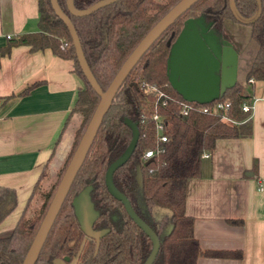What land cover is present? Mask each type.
Masks as SVG:
<instances>
[{
  "label": "trees",
  "instance_id": "obj_1",
  "mask_svg": "<svg viewBox=\"0 0 264 264\" xmlns=\"http://www.w3.org/2000/svg\"><path fill=\"white\" fill-rule=\"evenodd\" d=\"M94 1L72 0V4L81 9ZM176 1L115 0L86 15L73 16L66 10L64 0H56L68 16L86 65L101 90L138 40ZM37 12V30L10 38L0 48V54L6 53L11 45L24 44L30 50L48 48L52 54L72 61V70L82 80V86L77 88L69 112V115L72 111L78 113L79 123L73 132L65 165L98 95L82 75L67 29L52 11L49 0H37ZM197 16L209 23V29L220 42H228L223 30V20L228 18L247 25L249 37L256 44L243 79L235 81L215 98L228 102V119L195 110L178 114V101L182 98L166 79L168 48L183 20ZM255 80H264V0H195L151 42L116 89L33 264H54L53 259L64 257L66 264H142L150 250V240L104 185L106 166L131 138L126 119L135 124L137 138L127 159L113 170L111 181L158 237V249L151 264H194L200 254H231L199 248L192 235V217L183 212L184 183L197 174L199 154L209 151L216 138L250 135V111H243L240 105L251 101L250 88ZM150 84L167 95L165 105L160 106L154 91L147 90ZM154 105L166 116L167 122V139L157 144L150 120ZM149 148L153 154L144 159L143 152ZM136 166L140 183L135 179ZM40 174L13 227L0 235V264H20L49 202L56 184L39 192L38 208L30 216L24 215ZM84 186H89V199L96 211L92 229H107L98 238L96 248L94 239L79 228L70 203ZM14 206L13 188L0 186V221ZM153 206L165 207L170 213L157 218ZM168 225L171 228L166 232Z\"/></svg>",
  "mask_w": 264,
  "mask_h": 264
},
{
  "label": "crops",
  "instance_id": "obj_2",
  "mask_svg": "<svg viewBox=\"0 0 264 264\" xmlns=\"http://www.w3.org/2000/svg\"><path fill=\"white\" fill-rule=\"evenodd\" d=\"M37 15V0H0V48L36 31ZM223 30L241 81L256 44L245 24L225 18ZM81 86L72 61L48 48L16 44L0 54V186L15 192L0 232L13 227L43 167L51 173L63 164L76 127L68 115ZM250 94V135L216 138L184 183L183 212L192 217L199 248L231 253L200 254L194 264H264V80L253 81Z\"/></svg>",
  "mask_w": 264,
  "mask_h": 264
},
{
  "label": "water",
  "instance_id": "obj_3",
  "mask_svg": "<svg viewBox=\"0 0 264 264\" xmlns=\"http://www.w3.org/2000/svg\"><path fill=\"white\" fill-rule=\"evenodd\" d=\"M113 1L115 0H96L81 9L75 8L72 0H64V5L71 15L83 16ZM194 1H176L138 40L136 45L124 58L105 89L101 90L86 65L77 36L68 16L61 10L56 0H49L52 11L64 23L67 29L78 67L86 81L98 95V100L63 168L20 264L34 263L43 240L116 89L151 42ZM208 26L209 23L204 24L201 16L185 18L181 28L168 48L165 61L167 82L182 99L187 101H195L198 103L209 102L221 95L226 88L232 86L235 82L236 53L228 42H220L213 32L208 30ZM126 123L131 129V138L123 151L106 166L104 171V185L108 193L120 201L129 218L149 238L151 243L150 250L142 264H151L158 249V237L135 214L126 197L113 186L111 181L113 170L127 159L137 138L135 124L128 119H126ZM135 179L140 183L138 166L135 167ZM88 191L89 186H84L71 198L70 203L79 228L85 235L94 239L96 248L98 238L107 229H92L91 225L96 216V211L93 209ZM152 211L157 218L161 215H169L170 213L167 208L160 206H153ZM170 228L171 225H168L166 232ZM65 260L66 257L55 258L53 259V263L66 264Z\"/></svg>",
  "mask_w": 264,
  "mask_h": 264
},
{
  "label": "built area",
  "instance_id": "obj_4",
  "mask_svg": "<svg viewBox=\"0 0 264 264\" xmlns=\"http://www.w3.org/2000/svg\"><path fill=\"white\" fill-rule=\"evenodd\" d=\"M8 37V36H6ZM147 90L154 91L156 98L159 99L160 106H163L166 104L167 101V95L158 88L155 87V85L150 84L147 87ZM228 106V102L226 100H211L206 103H198L195 101H187L184 99H181L178 101L177 106V113L181 115H185L190 110H195L201 113H212L217 114L222 119H228L226 115V109ZM240 108L243 111H250L251 109V101L250 102H241ZM166 116L164 114L159 113V111L156 110L155 105L153 106L152 112L150 113V120L152 122V129L154 133V143H162L166 141L167 139V122H166ZM153 154L152 149H146L143 152V158L150 157ZM209 152L208 151H202L199 154V157H208Z\"/></svg>",
  "mask_w": 264,
  "mask_h": 264
},
{
  "label": "rangeland",
  "instance_id": "obj_5",
  "mask_svg": "<svg viewBox=\"0 0 264 264\" xmlns=\"http://www.w3.org/2000/svg\"><path fill=\"white\" fill-rule=\"evenodd\" d=\"M158 1H160V0H158ZM71 115H73L75 117V121H76L75 129H76L78 126V123H79V115H78V113H76L74 111H72L69 116H71ZM64 166L65 165L63 163L59 169H57L55 172H51V173H48L47 170H45V168L42 169L39 180L35 186V189L33 190V193L31 194V197H30L28 204L25 208V211H24L25 216H30L34 212V210H36L38 208V206L41 202L39 192L46 191L49 189V187L51 185L57 183ZM7 233H8V231L0 232V235H5Z\"/></svg>",
  "mask_w": 264,
  "mask_h": 264
},
{
  "label": "flooded vegetation",
  "instance_id": "obj_6",
  "mask_svg": "<svg viewBox=\"0 0 264 264\" xmlns=\"http://www.w3.org/2000/svg\"><path fill=\"white\" fill-rule=\"evenodd\" d=\"M202 19H203V18H202ZM203 22H204V24H206V23H207V22H205L204 20H203ZM208 30H209V31H211V30L209 29V26H208ZM211 32H212V31H211Z\"/></svg>",
  "mask_w": 264,
  "mask_h": 264
}]
</instances>
